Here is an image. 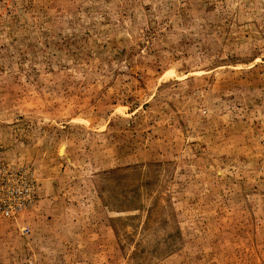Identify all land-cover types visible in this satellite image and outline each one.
<instances>
[{"label": "rangeland", "instance_id": "1", "mask_svg": "<svg viewBox=\"0 0 264 264\" xmlns=\"http://www.w3.org/2000/svg\"><path fill=\"white\" fill-rule=\"evenodd\" d=\"M0 264H264V0H0Z\"/></svg>", "mask_w": 264, "mask_h": 264}]
</instances>
